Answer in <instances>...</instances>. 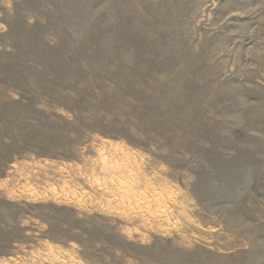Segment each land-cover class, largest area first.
Wrapping results in <instances>:
<instances>
[{"label": "rangeland", "instance_id": "1", "mask_svg": "<svg viewBox=\"0 0 264 264\" xmlns=\"http://www.w3.org/2000/svg\"><path fill=\"white\" fill-rule=\"evenodd\" d=\"M29 263L264 264V0H0V264Z\"/></svg>", "mask_w": 264, "mask_h": 264}, {"label": "crops", "instance_id": "2", "mask_svg": "<svg viewBox=\"0 0 264 264\" xmlns=\"http://www.w3.org/2000/svg\"><path fill=\"white\" fill-rule=\"evenodd\" d=\"M25 263V262H24ZM30 264V263H29ZM32 264V263H31Z\"/></svg>", "mask_w": 264, "mask_h": 264}]
</instances>
